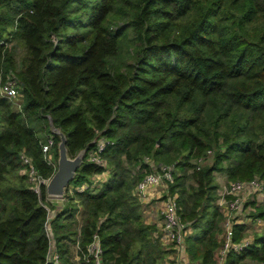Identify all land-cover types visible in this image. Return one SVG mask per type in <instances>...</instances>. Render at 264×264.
Wrapping results in <instances>:
<instances>
[{
	"label": "trees",
	"instance_id": "16d2710c",
	"mask_svg": "<svg viewBox=\"0 0 264 264\" xmlns=\"http://www.w3.org/2000/svg\"><path fill=\"white\" fill-rule=\"evenodd\" d=\"M13 38L26 51L20 61ZM0 69V84L14 78L21 94L19 109L0 95V264H55L50 240L57 264H97L95 237L100 264H163L168 250L134 193L161 166L174 168L169 190L190 230L191 264H217L224 215L214 174L264 181V0H0ZM48 117L71 157L108 140L106 180L66 193L58 209L20 172L22 152L40 177L55 171L39 136L51 135ZM103 170L85 153L70 184ZM246 206L264 220V199ZM233 229L237 243L246 226ZM252 240L223 264H264V230Z\"/></svg>",
	"mask_w": 264,
	"mask_h": 264
},
{
	"label": "built area",
	"instance_id": "2783aa9c",
	"mask_svg": "<svg viewBox=\"0 0 264 264\" xmlns=\"http://www.w3.org/2000/svg\"><path fill=\"white\" fill-rule=\"evenodd\" d=\"M0 95L12 100L21 97V94L17 89L16 80L14 78L8 77L5 82L0 84ZM18 107H20V105H18ZM53 144V136L48 135L47 138L41 142V151L43 152L45 160L56 170V161L54 160L51 153ZM107 144L108 140L104 139L103 137L97 138L95 140L94 146L86 152V160L103 167L104 170L99 174L93 175L91 177L90 183L85 182L80 186L73 187L72 190L82 191L87 188L95 187L99 183H102L106 180L109 169L106 165L105 159L102 157V153ZM209 152L210 151H208V153ZM20 155L23 163L25 164L24 168L21 170V173L27 175L32 190L39 195L41 186H45L48 183L50 177H40L35 171L31 159L23 152ZM196 163L198 165L197 168H199L200 163H202V158H198ZM173 173V166H161L159 171L146 173L142 179L136 183L134 193L142 203L144 199L148 198V190L150 188H154L159 185L165 186V193L167 196L165 197L164 206L162 209L163 226L161 231V240L168 251H174L179 254L182 252L183 258L180 259V255H177L175 258L167 255L163 264H191L185 253L184 241L185 236L189 234L190 230L186 227V224L178 215L177 194L172 193L169 190V185L173 182ZM218 195L219 197L217 199V205L224 215V221L223 233L221 235L222 243L218 250L217 264H223L226 253L229 249L240 251L252 243V235L248 233L250 230L249 224L252 222L256 225H262L263 223L262 219L251 218L249 213L252 208L250 206H246V204L250 199H255L257 201L264 199V181L256 177L247 181H229L218 193ZM54 215L55 212H50L49 210L46 222L47 235L49 239H51L49 221ZM235 224H242L246 226V229L243 232L244 236L237 243H234L232 240L234 235L233 228ZM100 252L101 250L98 239L95 237L93 243H91L88 247V253L89 255L94 256L95 262L97 264H100ZM47 262H52L55 264L59 263L58 253L55 251L54 244L51 240L47 254Z\"/></svg>",
	"mask_w": 264,
	"mask_h": 264
},
{
	"label": "water",
	"instance_id": "95a60500",
	"mask_svg": "<svg viewBox=\"0 0 264 264\" xmlns=\"http://www.w3.org/2000/svg\"><path fill=\"white\" fill-rule=\"evenodd\" d=\"M48 121L51 134L58 136L59 141L57 144L56 170L45 185V192L49 199H63L70 182L76 176L77 170L83 163L89 145L79 150L75 156H69L66 148L65 134L53 125L50 117H48ZM93 143L94 141L91 144Z\"/></svg>",
	"mask_w": 264,
	"mask_h": 264
},
{
	"label": "crops",
	"instance_id": "0c3cea01",
	"mask_svg": "<svg viewBox=\"0 0 264 264\" xmlns=\"http://www.w3.org/2000/svg\"><path fill=\"white\" fill-rule=\"evenodd\" d=\"M33 126L35 127L34 124H33ZM35 128H37V127H35ZM48 135H45L44 138L40 136V138L44 141L47 138ZM95 180H96V177H95ZM166 196H167V194L165 193V186L164 185H159L157 187L150 188L148 190V198L144 199V201L142 202V205H143V216H144L145 222L155 225L156 230H155L154 236H155V238L159 239L161 242H162V240H161L162 239L161 238L162 237L161 231H162V226H163L162 209H163V206H164V200H165ZM51 201L53 202L54 205H56V207H57L56 209H58L62 205V203H61L62 199H54V200H51ZM79 214H80V209L75 215L77 220L79 219ZM71 253H72L73 259L77 260L78 256L76 254V246H74V245L72 246ZM167 255H169L170 257H174V258L177 257V255H180L179 258L180 259L183 258V253L182 252L179 254V253L174 252V251L173 252L172 251H168ZM186 256L188 257L187 253H186Z\"/></svg>",
	"mask_w": 264,
	"mask_h": 264
},
{
	"label": "rangeland",
	"instance_id": "374dc122",
	"mask_svg": "<svg viewBox=\"0 0 264 264\" xmlns=\"http://www.w3.org/2000/svg\"><path fill=\"white\" fill-rule=\"evenodd\" d=\"M22 42V41H21ZM21 42H20V39L19 38H13L11 40V42H9L7 44V47H11L13 48V53H14V57L17 61H20L22 59V57H24L26 51L25 49L23 48V46L21 45ZM0 80H1V69H0ZM21 103V97L18 98V99H15L13 100V106H14V109H19L18 105ZM35 127L39 128V125L38 124H34ZM52 135V134H51ZM39 136L41 137H45V135L39 133ZM52 153V152H51ZM53 154V153H52ZM21 172V171H20ZM176 173H179V170L176 169L175 170ZM214 181L218 184V189H217V193L220 192L223 187L226 185L227 183V178H226V174L225 173H215L214 174ZM186 184H191L190 181L186 180ZM73 185L69 184L68 186V189H67V193L73 191ZM54 200V199H53ZM64 200V198L62 199V201ZM263 200V199H262ZM261 200V201H262ZM59 202V201H58ZM60 203V202H59ZM62 203V202H61ZM263 223L262 225H256L255 223H250L249 224V234H251L252 236H254V233H256V231H259V230H264V220H262Z\"/></svg>",
	"mask_w": 264,
	"mask_h": 264
}]
</instances>
